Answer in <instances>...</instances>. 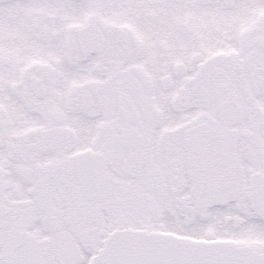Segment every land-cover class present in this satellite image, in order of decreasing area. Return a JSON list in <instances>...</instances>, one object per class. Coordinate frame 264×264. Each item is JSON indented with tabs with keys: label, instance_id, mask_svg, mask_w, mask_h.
<instances>
[{
	"label": "snow or ice",
	"instance_id": "6c2138e0",
	"mask_svg": "<svg viewBox=\"0 0 264 264\" xmlns=\"http://www.w3.org/2000/svg\"><path fill=\"white\" fill-rule=\"evenodd\" d=\"M0 264H264V0H0Z\"/></svg>",
	"mask_w": 264,
	"mask_h": 264
}]
</instances>
